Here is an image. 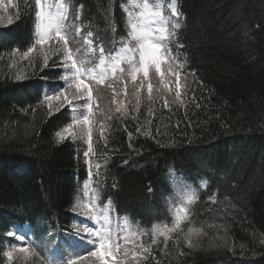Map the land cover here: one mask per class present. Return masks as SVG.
<instances>
[{
	"label": "trees",
	"instance_id": "1",
	"mask_svg": "<svg viewBox=\"0 0 264 264\" xmlns=\"http://www.w3.org/2000/svg\"><path fill=\"white\" fill-rule=\"evenodd\" d=\"M68 2L92 26L106 27L112 12L122 28L118 2ZM175 2L182 23L171 53L184 67L185 90L167 108V98H177L172 92L161 99L165 94L128 85L117 104L100 96L107 125L92 136L97 159L105 162L101 197L117 215L150 229L168 221L167 169L192 183L205 179L180 230L148 241L138 264H264V0ZM12 3L0 17V237L11 224L27 223L36 242L50 229L72 232L73 205L86 177L84 145L56 136L71 121L67 102L57 97L61 89L68 96L62 49L52 44L34 51L40 49L35 2ZM3 251L0 243V264H46L43 249L22 252L25 262L19 256L7 262Z\"/></svg>",
	"mask_w": 264,
	"mask_h": 264
},
{
	"label": "rangeland",
	"instance_id": "2",
	"mask_svg": "<svg viewBox=\"0 0 264 264\" xmlns=\"http://www.w3.org/2000/svg\"><path fill=\"white\" fill-rule=\"evenodd\" d=\"M12 1L13 0H0L1 18H3V15H6L7 11L13 5ZM114 2L119 3L120 11L123 16V26L120 29L115 19L111 16V12L109 14V18L107 19L106 27L97 28L82 18V11L80 8H76L70 3L68 4L71 16L76 15L78 19L76 23H74L75 21L73 19L72 22L67 20L62 33L67 36L68 41L70 40L72 45L78 47L83 46V44L86 45L84 52L83 50L77 49L73 52V59H75L76 55H78L80 66L78 64L77 66L82 68V74L80 78L83 79L85 83L95 87L94 92H98L99 95L102 94L105 80H108L111 77H123V75L129 79L131 84L137 83V81L140 79L139 81H142L143 83L142 88L147 92H149V84L152 85L151 92H153L154 89L161 90L162 93L165 94L161 96V99H164L165 97L167 98L172 85L177 89V79H179L180 88L182 90L183 83L188 81V78L185 77V75L180 76L179 70L174 66L173 63L166 59L165 55H163L160 73H156L155 65L151 64V61H149L150 67L147 80L144 79L142 71L133 72L134 67L136 69L140 67L139 45L144 43L146 46L148 40L155 42V35L150 37H141L139 40L135 39L134 37L142 31H146L148 29H153L154 31L156 27L161 26L160 18L153 15V13L158 11L163 16L164 21H166L163 26L167 28L165 35L168 36V39L162 43L168 44L171 40L172 34L178 28H173V25H179V14L176 16L172 15L174 8L177 11L176 2L174 0H111V3ZM47 3L52 5L50 11L53 13L63 10L60 9L58 5L61 3L64 4V0H47ZM3 22H5V24L9 23L7 20ZM132 25L136 26L135 29H133ZM77 29H79V32H77ZM89 33H91V35H89ZM37 34L36 45L40 46V49L34 51L45 52L53 48L50 47L52 44H58L62 49L63 57L61 63V83L68 90L67 94L68 96L70 95L69 100H72L71 104L67 103L71 115L70 124H72L74 120H82L83 116L89 115L86 105L88 103H91V105L95 103L94 106H96V97L94 96V98L92 96V101L89 102L87 100V92L81 89V91L84 93L83 96L80 99H73V94L76 91L74 87L75 77L73 70H71L72 61L67 60L66 53L63 51L64 42L54 39L55 33L53 32L52 36L54 40L51 39L45 43V45H41L38 43L42 35L39 27ZM167 44L165 48L167 47ZM43 47L46 48L43 49ZM68 49H71L69 45ZM101 49H103V57H101ZM23 57L26 56L24 55ZM102 59L103 63L101 62ZM114 68L115 71L113 70ZM121 69H123V71H121ZM177 73L179 74V77L177 76ZM133 74L136 76L135 80L132 79ZM65 76L68 77L67 81L63 79ZM100 77H103V81L101 83H97V80ZM69 85H73V87H69ZM184 90L185 89L183 88V91ZM156 93L158 94L157 91ZM102 95L107 98H112L117 94L116 92H114V94L105 92ZM177 100L178 98L174 97L172 99L168 97L167 103L172 104ZM99 102L101 101L97 102V106H99V112L97 109L95 110V116L97 117L96 121L94 120L92 123L90 116L92 135H94V132L95 134H98L96 130L101 133L102 131L99 130H102V127L107 125V117L105 116L107 111H105V109H100ZM116 113H118V111H116ZM120 114L121 115L119 116H123L124 114L121 109ZM95 122L96 124L93 126ZM75 127L77 132H79L80 129H84L83 134L77 135L75 138L68 136L66 133L64 135L67 138L74 139L76 142H78V144L84 145L81 148V153L87 165L88 173L86 181L80 185V189L77 192L73 205L74 214L77 216V223H75L74 231L72 233L73 236H75L71 247V257L73 260L76 261L79 259L80 248L78 246V237L84 238L82 243L83 246H88L89 248L95 249V247H97L100 243V237L97 233H107L110 236V239H106L105 243L114 252V256L109 260V264H116L117 261L115 259V255L118 254L119 249H122V247H125L130 243L133 244V241H128L127 239L134 236V233L140 232L141 237H144L145 239L150 237V239L154 240L155 242L158 238L169 236L180 228L182 223L186 220L189 209L196 200L198 192L206 187L205 179H202L197 183H192L187 181L181 173L170 169L167 173L166 181L168 182L171 191L164 199L166 202L167 217L169 218L170 222L155 224L150 229L140 226L131 221L126 215L117 216L113 212L111 203L109 201H95V192L92 189L90 182L93 174H96L97 172L98 165H92L93 161H91L92 154L89 151L90 143L88 139L87 126L81 123ZM85 152H88L89 154L85 156ZM125 226H127L128 229L125 228ZM129 227H131V229ZM120 232L122 236H118ZM13 235L14 233H12V236ZM117 237H120V241L118 242L115 241V238ZM117 245L119 246L118 248L116 247ZM59 247L64 254L69 249L66 246L64 240H60ZM20 248L25 247L20 243L16 247L10 246L9 250L6 248L7 251L5 252H12L11 260L17 259V256H19L21 258V262H25L28 255L27 253H22V256H20V253H17L19 252ZM132 254H134V252H131V255ZM5 259L7 262L11 261L7 257Z\"/></svg>",
	"mask_w": 264,
	"mask_h": 264
},
{
	"label": "snow or ice",
	"instance_id": "3",
	"mask_svg": "<svg viewBox=\"0 0 264 264\" xmlns=\"http://www.w3.org/2000/svg\"><path fill=\"white\" fill-rule=\"evenodd\" d=\"M52 5L47 3V0H35V16L38 20V27L40 28L41 31V39L38 41L41 45L47 43L50 39H53L52 33H55V39L57 41H63L64 42V48L63 51H65L67 60L72 61L71 63V70H73V74L75 77V84L74 87L76 89L75 93L73 94V99H80L83 96V92L81 89L87 92V100L90 102L92 101V91L90 88V85L88 83H85L83 79H81V74H82V69L77 66L76 61L73 59V54L72 52L68 49V39L65 34L62 33V30L64 29V21L67 19V10L65 8V5L62 3L58 5L60 9H63L62 11L53 13L50 11ZM179 13L173 9L172 15L176 16ZM155 17H159L161 21V26H158L154 29H148L146 31H142L139 33L137 36H135V39H141V37H150L155 35V42L152 40H148L147 44L145 46L144 43H141L139 45V52H140V67L136 69L135 67L133 68V72L136 71H142L144 79H148V74H149V61H151V64L155 65V71L156 73L161 72V63L163 60V55L167 54V49L165 48L164 44L162 43L163 41L168 39V36L165 35L167 32V28L163 26V24L166 23L164 21L163 16L161 15L160 12L153 13ZM9 23H11V19L9 20ZM133 29H135V25H132ZM179 27L178 24L173 25V28ZM77 32H79V29H77ZM158 34V35H156ZM91 35V33H89ZM162 49H164V52L162 54ZM33 49L29 48L27 52L24 53V55L27 57L30 52H32ZM57 51H60V49H57ZM101 57H103V49H101ZM103 63V59L101 61ZM45 63L47 64V57L45 58ZM115 71V68L113 69ZM123 71V69H121ZM177 76L179 77V74L177 73ZM65 81L68 80V77L65 76L63 77ZM132 79L135 80L136 76L133 74ZM103 81V77H100L97 80V83H101ZM177 98H180V83L179 79H177ZM69 87H73V85H69ZM149 92H151L152 85H148ZM194 95V93H193ZM63 97V101H66L68 104L72 103V100H69L68 96L65 95V92L63 89H61L60 92L57 93V97ZM56 97L52 96H47L46 100H52L55 99ZM62 101V103H63ZM139 102V101H138ZM89 115L83 116L82 120H74L72 124H69L67 127L63 129V133L57 132L56 136L59 137L60 141H64L67 139V137L64 135L65 133L68 136H72L75 138L77 135H81L84 132V129H80L79 132L76 130V125L78 124H83L87 126V133H88V139L91 141V110H92V105L91 103H88L87 105ZM169 105L167 101L165 102V107L167 108ZM197 108L200 107L199 104L196 105ZM117 111L119 112L120 109L117 108ZM89 151H91V147L89 146ZM89 153L85 152L84 155L87 156ZM149 191L151 192L152 189L149 188ZM91 231V230H89ZM100 237V243L97 247H95L94 250H91L88 252V255L95 257L98 261L99 264H109V260L114 256V252L112 249L105 243L106 239H110V236L107 233H97ZM117 248L119 247L118 245L116 246ZM20 252H26L27 248H20ZM4 255L11 260L12 259V252H5ZM68 264H75L73 260H69Z\"/></svg>",
	"mask_w": 264,
	"mask_h": 264
},
{
	"label": "bare ground",
	"instance_id": "4",
	"mask_svg": "<svg viewBox=\"0 0 264 264\" xmlns=\"http://www.w3.org/2000/svg\"><path fill=\"white\" fill-rule=\"evenodd\" d=\"M168 170H169V169H167V170L164 172V175H166V174L168 173ZM166 176H167V175H166ZM6 231H7V229H6ZM6 231L3 232V234H2L1 237H0V243H1V245L4 246V247H5V245H6L7 243H9V238H8L7 235H6ZM3 253H5V251H3Z\"/></svg>",
	"mask_w": 264,
	"mask_h": 264
}]
</instances>
